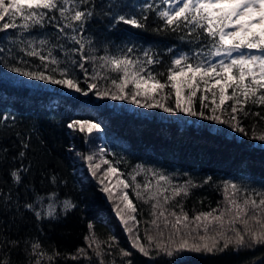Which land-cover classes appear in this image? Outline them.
I'll list each match as a JSON object with an SVG mask.
<instances>
[{"label": "trees", "instance_id": "16d2710c", "mask_svg": "<svg viewBox=\"0 0 264 264\" xmlns=\"http://www.w3.org/2000/svg\"><path fill=\"white\" fill-rule=\"evenodd\" d=\"M145 4L152 5V9L146 10ZM85 7L93 12L80 34L85 39V54L94 47V54L97 56L105 55L106 49L110 55H119L121 49L126 51L127 47H132L134 51L131 58L144 61V51L147 50L160 63L146 65V68L151 69L154 75L164 73L157 77L162 83L167 81L166 70L172 59L179 54L186 53L190 59L197 51L203 53L201 58L207 55L206 39L197 40L194 36L187 35L189 28L184 27L183 22L173 31L157 16L156 8L163 10L168 7L162 0H88L86 5H80L81 10ZM117 14H135L137 18L146 15L148 19L143 21L144 28L137 29L122 23H110ZM16 21L22 22L19 17ZM17 32L20 29L0 32V48L4 49L0 52V262L7 260L8 264H34L36 257L31 245L35 241L41 244L42 250L49 256L59 253L51 262L45 256L41 264H100L101 259L104 264H124L129 259L133 264H264V244L239 249L229 247L216 254L187 250L177 253L175 244H172L173 255L168 256L165 251L158 252L153 243L149 247V255H143L132 248L130 234L125 231L116 215L117 206L124 208L119 194L127 192L138 209L131 215H135L140 223L135 224L129 220V227L133 228V235H139L142 243L147 244L144 240L146 228L162 245L169 242L172 230L164 228L161 218L160 230L163 237H160L157 229L147 223L153 219L150 215L151 205L156 201L145 203L137 199L135 185L124 189L115 176L105 179L103 170L108 165L101 161L102 155L103 159H108L119 170L120 178L127 182H131V174L139 172L136 182L143 185L146 181H151L153 192L157 188V182L147 170L153 169L167 175L171 184L161 182L160 187L162 191L168 189L164 194L170 197L173 187L191 181L196 187L190 188L188 196L181 194L165 205L169 211L179 213L177 205L182 204L189 217L225 208L226 181L240 187L238 198L242 203L245 192L264 190V146H261V141L252 138L254 125L257 133L264 131V119L251 115L252 112L264 115V105L253 104L249 100L244 105L249 115L239 112L238 118L248 130V135H244L233 131L228 124L189 117L184 113L172 115L160 109H143L127 101L99 99L93 93L84 96L61 85L35 81L11 72L4 61L15 64L12 57H22L32 66L40 64L38 58L26 56L16 44L10 42L9 38H15ZM22 35H31L37 40L48 37L50 43L47 47H51L53 43H57L55 38L58 32L46 22L45 27L35 28L30 34L24 32ZM59 42L64 43L66 48L78 47L63 37ZM9 49L12 51L9 52ZM44 54H47V48L44 49ZM53 55L61 61L66 59L59 48H53ZM72 58L79 61L78 54H72ZM96 63L99 64V61ZM86 67L91 73L92 64L88 63ZM101 73L109 77L117 76V73H105L103 69ZM75 74L83 80V73L78 69ZM97 82L101 88L111 86L110 80L100 79ZM205 87L201 81L195 88L197 95L193 99L198 110L201 95H207L205 103L210 107L213 99L219 104L218 89H213L216 91L213 97L211 91L205 93ZM130 89L131 86L128 90ZM188 91L187 88L184 90V96H187ZM231 92V89L227 90L228 95ZM165 95L169 99L163 102L174 106V90L166 87L157 98ZM233 103L234 101L228 100L222 106L226 109L222 118H229ZM209 110L204 109L206 113ZM217 114H221L220 109ZM74 119L91 120L98 123L100 129L86 138L85 134L73 133L67 129L66 124ZM22 141L29 143L30 147L23 149ZM101 149L104 150L102 154ZM21 150L25 151L23 158L19 156ZM93 153L98 154L94 156V162L101 164L96 177L92 176L88 162L82 158L83 155ZM138 165L141 166L139 169ZM22 166L28 168V171L21 172L22 180L17 183L11 173ZM53 176L56 177L55 182L52 181ZM101 179L112 188V200L101 191ZM228 191L231 194L232 190ZM147 194L144 193L145 196ZM49 196L58 211L64 199L72 200L76 207L54 220L48 217L38 220L33 211L24 208L25 203L33 202L37 197ZM158 199L163 203V196ZM122 214L127 219L126 210ZM168 219L174 220L170 216ZM90 223L104 250L100 257L95 255L96 246L89 247V242L85 240L90 235ZM236 227L240 225L237 224ZM185 231L187 230L181 229L182 233ZM214 231H210L209 235L214 234ZM112 236L116 240L109 248L103 242L109 241ZM172 239L178 241L180 237ZM6 241L18 243L12 245ZM81 248L85 249L87 257L81 255L79 259H72L77 254V249ZM121 249L132 255L122 256ZM109 252L111 255H108Z\"/></svg>", "mask_w": 264, "mask_h": 264}, {"label": "snow or ice", "instance_id": "6c2138e0", "mask_svg": "<svg viewBox=\"0 0 264 264\" xmlns=\"http://www.w3.org/2000/svg\"><path fill=\"white\" fill-rule=\"evenodd\" d=\"M162 2L168 7L163 10L158 7L155 11L168 28L175 31L183 22V26L189 28L187 35L194 36L197 40L206 39L208 41V52L204 58H201L203 53L200 51L193 53L191 59L186 53H181L173 58L171 65L166 70L167 81L164 83L157 78L163 76L164 73L154 75L151 69L146 68V65L160 63L147 50L144 51L146 58L144 61L131 58V53L134 51L132 47H127L126 51L121 49L119 55H110L106 49L105 55L97 56L94 54L96 51L94 47L89 50L88 54H85V39L80 34L83 33L85 23L92 17L93 12L87 7L81 10L80 5H86L88 0H0V22H3L0 24V32L8 29H20L15 38H9L10 42L16 44L19 51L26 56L40 60V64L34 66L22 57H12L16 61L15 64H8V61H4V63L8 65L11 72L18 73L22 77L44 81L51 85H61L84 96L93 93L99 99L127 101L129 104L143 109H160L162 112L172 115L184 113L189 117H200L218 124H228L233 131L248 135V130L238 118L239 112H243L245 116L249 115L244 107L249 100L253 104L264 105V91H261L264 90V0H162ZM144 8L151 10L152 5L145 4ZM48 13H58L59 15H49ZM6 17L7 21L5 22ZM17 17L20 18L21 23H17ZM147 19L146 15L137 18L135 14L130 16L117 14L112 17L110 23H122L140 29L145 27L143 21ZM46 22L56 28L58 32L55 38L57 43H53L51 47H47L50 43L48 37L37 40L31 35L27 37L22 35L24 32L30 34L35 28L45 27ZM61 37L69 43L78 45V47L66 48L64 43L59 42ZM88 43L91 45V40ZM45 48H47L46 55L44 54ZM53 48H59L63 51L66 59L64 61L58 60L53 55ZM3 51L4 49L0 48V52ZM8 51L11 52L12 49ZM72 54H78L79 61L73 59ZM212 57L219 59H211ZM97 61L99 64L96 63ZM88 63L92 64L91 73L86 67ZM77 69L83 73V80L75 74ZM101 69L105 73L109 71L117 73V76L109 77L102 74ZM57 74L59 78H57ZM178 78L181 79L178 80ZM100 79L110 80L111 86L101 88L97 82ZM201 81L206 86L205 93L211 91L213 97H215L216 91H213L212 87H208L209 81H214L215 85H219V104L213 99L210 107L205 103L208 98L205 94L199 96V110L195 107L193 99L197 95L195 88ZM129 86H131L130 90H128ZM166 87L174 90V106L163 102L169 99V96L157 98ZM186 88L189 91L187 96H184ZM228 89L232 90L230 95L227 94ZM240 97L243 99L241 100ZM228 100H232L234 103L231 106V115L228 119H224L222 117L226 109L222 106ZM205 108L210 109L208 113L204 111ZM218 109L221 110L219 115L217 114ZM251 115L264 119V115L259 112H252ZM66 127L73 133L85 134L86 138L100 129L98 123L88 119L70 120ZM252 138L264 141V131L257 133L254 125ZM29 147V143L22 141L23 149ZM103 152L104 150L101 149L100 153ZM96 155L98 154L82 156L88 162V169L93 177H96L101 170V164L94 162ZM19 156L23 158L25 151L21 150ZM101 161L108 165L107 169L103 170L105 179L109 176H115L118 184L122 185L124 189L135 185L137 199H141L145 203L152 200L156 201L151 205L150 215L153 219L147 223L157 229L160 237H163V232L160 230L161 218H163L164 228H171L172 230L169 233V242L162 245L161 241L151 235L150 230L146 228L144 240L147 244L142 243L139 235H133V228L129 227V220L134 221L135 224L140 223L135 215H131V213H136L138 209L127 192L119 194V199L124 204V208L121 209L117 206L116 215L124 225L125 231L130 234L132 248L143 255H149V247L153 243H155L158 252L165 251L168 256L173 255L172 244H175V252L177 253L187 250L206 254L222 253L229 247L239 249L264 244V190L253 193L245 192L241 203L238 198L240 187L236 183L226 181L224 188L225 208L212 209L209 212H200L189 217L182 204L177 205L180 208L179 213L169 211L165 205L181 194L188 196L190 188L196 187L191 181L173 187L170 197L164 194L168 189L165 188L162 191L160 187L161 182L171 184L167 175L158 173L153 169L147 170L151 172L157 182V188L153 192L151 181H146L143 185L136 182V176L139 175V172L131 174V182H127L120 178L119 170L112 166L108 159H103L102 155ZM140 167L137 166L138 169ZM27 171L28 168L22 166L20 169L13 170L11 175L17 183H20L22 180L21 172ZM52 181H56L55 176L52 177ZM205 182L207 183V181ZM99 183L102 185L101 191L108 195L109 200H112L114 196L112 188L105 185L104 179H101ZM229 189L232 190L231 194H229ZM145 192L148 193L147 196L144 195ZM160 196H163V203L158 199ZM75 207L76 205L72 200L64 199L61 209L58 211L51 196L47 198L37 197L33 202L24 204V208L33 211L38 220L45 217L57 219L61 214L66 215ZM125 210L128 213L127 219L122 214L125 213ZM226 215L227 219H225ZM169 216L173 217L174 220H169ZM237 224L240 227H236ZM88 227L90 235L86 236L85 240L89 242V247L96 246L95 255L100 257L104 251L101 248V242L98 241L93 232V225L90 223ZM181 229L187 231L182 233ZM212 230H215L214 234L209 235ZM175 236H179L180 239L178 241L172 239ZM115 240L116 238L112 236L109 241L103 243L111 248ZM6 243L16 245L18 242L6 241ZM31 248L36 257L34 264H41L45 256L51 262L54 256L59 255L57 252L49 256L42 250L39 242L34 241ZM81 255L87 257V252L83 248L77 249V254L71 258L76 260ZM108 255L111 253L109 252ZM121 255L130 257L132 253L121 249ZM0 264H8V261L4 260ZM100 264H104L103 259H101ZM124 264H133V261L129 259Z\"/></svg>", "mask_w": 264, "mask_h": 264}, {"label": "rangeland", "instance_id": "374dc122", "mask_svg": "<svg viewBox=\"0 0 264 264\" xmlns=\"http://www.w3.org/2000/svg\"><path fill=\"white\" fill-rule=\"evenodd\" d=\"M255 54V53H253ZM212 59H219L217 57H214ZM181 79V78H178V80ZM208 87H212L213 89H219V85H215V82L214 81H209V84H208ZM75 93V92H74ZM261 146H264V141H261ZM133 215V214H132Z\"/></svg>", "mask_w": 264, "mask_h": 264}]
</instances>
